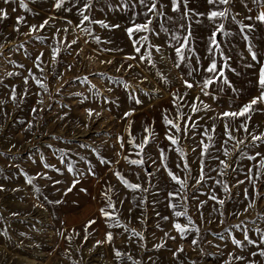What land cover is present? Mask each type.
I'll list each match as a JSON object with an SVG mask.
<instances>
[{
  "label": "rangeland",
  "instance_id": "rangeland-1",
  "mask_svg": "<svg viewBox=\"0 0 264 264\" xmlns=\"http://www.w3.org/2000/svg\"><path fill=\"white\" fill-rule=\"evenodd\" d=\"M152 2L0 0V264H264V0Z\"/></svg>",
  "mask_w": 264,
  "mask_h": 264
},
{
  "label": "snow or ice",
  "instance_id": "snow-or-ice-1",
  "mask_svg": "<svg viewBox=\"0 0 264 264\" xmlns=\"http://www.w3.org/2000/svg\"><path fill=\"white\" fill-rule=\"evenodd\" d=\"M9 0H5V3H8ZM64 3V0H57V3L55 4V7L56 8H60L62 7ZM124 3L127 5L128 3V0H124ZM139 3L141 5H145L147 3V0H139ZM171 3H172V11L173 12H179L180 11V6L181 4L184 5L185 7V11L182 13V18L183 19H186V20H191V18L193 16L195 17H200V16H203L204 13H197L195 12L193 9H188L187 8V0H171ZM229 3V0H208V4L209 5H213V4H220V5H227ZM89 7L88 4H85V8L81 10V14H83V11L86 10L87 8ZM148 11L159 16L161 15L162 13L157 9L156 7V3H155V0H153V2L151 4L148 5ZM0 16H2V18L4 19H7V12L5 10H2L0 9ZM228 16V9L225 8L223 10H213V11H210L207 15V18L213 22H215L216 20L218 19H223V18H226ZM21 18H17V22L20 21ZM83 19L85 21L89 20V17L87 15H84L83 16ZM233 19H235V17H233ZM245 19H252L251 16H248V17H245ZM256 20L260 21V22H264V10L260 11L258 13V15L255 17ZM195 22H199V20H196ZM101 23V26L102 27H108V28H119L120 25H107V24H104L102 21L99 22ZM45 24H47V21H45ZM152 24V20L151 19H148L145 23L143 24H136L134 27H127L125 29V31L131 35L134 31H151V28H150V25ZM41 27H43V25H41ZM189 29H190V25L187 26ZM245 29H248V31H251V26L249 25H244V24H241V31L243 32ZM224 31V26L223 24H219L217 25V28H216V31H214L213 33V37H215L216 33L217 32H223ZM191 37H192V33L191 31L189 30L188 32V35L184 37V43L180 46V47H177L175 50H176V53L178 56H180L181 58H183V51L184 49L186 48H189L190 46V41H191ZM175 38V37H174ZM246 40L248 39L247 35H245L244 37ZM144 39H147L146 37ZM211 43L215 46H219L218 45V42L213 38L211 40ZM157 51H159L160 49L157 48L156 49ZM136 51L137 52H140V48H136ZM252 59L253 60H256L257 57H256V54L255 52L252 53ZM207 71L209 72H216L217 71V65L215 62H213L209 68L207 69ZM221 76H223V72L220 73ZM212 81H207L205 83V87L207 86L208 83H211ZM185 83V86L188 87V88H192L193 85L191 83H189L188 81H184ZM259 86H260V89H261V92H260V95L258 97H255L253 98L247 105H245L242 109H240V111L238 112H224L222 113V116L223 117H229V118H232V119H235V118H239V117H246L248 118V114L252 111H254V107L255 105H257L258 103H264V67H261L260 69V75H259ZM137 103H140L139 100L136 101ZM89 114L91 115V112H89ZM127 115V113H126ZM167 123H171V121H166ZM174 127L177 128V131L179 130V127L177 125H173ZM226 129H227V125H226ZM245 131H247V128L245 127ZM229 138H231V135L229 133ZM169 139L171 140V142L173 144H175L177 141L172 138V137H169ZM253 140H264V136H253L252 137ZM251 158H254V157H250ZM130 163L132 164H136V163H142V161H130ZM223 163V162H222ZM261 167H264V165H261ZM71 171V169H69ZM170 176L171 178L174 180V181H177L178 183H181V186L183 187V183L180 182L176 176L172 175L170 173ZM29 183H31V181H29ZM58 183V182H57ZM129 187H133V188H138L139 186L138 185H128ZM4 189L2 187H0V191H3ZM68 191H71V188L68 189ZM170 196H173L174 194L173 193H169ZM214 199V197H213ZM221 204H223L224 202L223 201H220ZM102 213L108 217L109 216V213L107 212H104V210L102 209L101 210ZM177 216H180L182 215V213L180 212H177L176 213ZM92 223V222H90ZM175 227L178 229V230H181V231H185V229H182L181 228V225L180 224H176ZM109 239H111V235L109 234L108 236ZM247 239V237H246ZM99 243V242H98ZM193 243L195 244L196 241L194 240ZM234 243L238 244L239 245V241H234ZM262 255H264V252L261 253ZM117 256L121 255L119 252L116 253Z\"/></svg>",
  "mask_w": 264,
  "mask_h": 264
}]
</instances>
